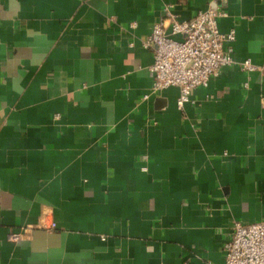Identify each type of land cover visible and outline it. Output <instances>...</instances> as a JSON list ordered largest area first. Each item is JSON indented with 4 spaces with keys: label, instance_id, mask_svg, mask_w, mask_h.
I'll return each mask as SVG.
<instances>
[{
    "label": "crops",
    "instance_id": "1",
    "mask_svg": "<svg viewBox=\"0 0 264 264\" xmlns=\"http://www.w3.org/2000/svg\"><path fill=\"white\" fill-rule=\"evenodd\" d=\"M168 5L235 31L183 107L145 46ZM262 219L264 0H0V264H224Z\"/></svg>",
    "mask_w": 264,
    "mask_h": 264
},
{
    "label": "built area",
    "instance_id": "2",
    "mask_svg": "<svg viewBox=\"0 0 264 264\" xmlns=\"http://www.w3.org/2000/svg\"><path fill=\"white\" fill-rule=\"evenodd\" d=\"M225 15L211 5L192 19L180 21L171 6L165 7L145 42L154 51L150 67L154 91L177 86L178 105L183 107L191 101L194 88L206 87L223 67L235 62L231 45L235 31L224 33L219 29V19ZM241 67L247 71L257 69L251 60H245ZM45 227L53 229L56 223ZM224 257V264H264V219L253 223L236 221L224 243Z\"/></svg>",
    "mask_w": 264,
    "mask_h": 264
}]
</instances>
